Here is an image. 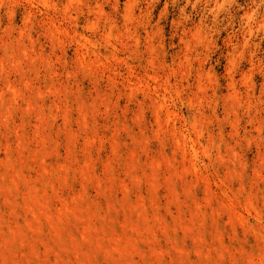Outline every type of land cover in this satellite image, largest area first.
<instances>
[{
    "label": "rangeland",
    "instance_id": "374dc122",
    "mask_svg": "<svg viewBox=\"0 0 264 264\" xmlns=\"http://www.w3.org/2000/svg\"><path fill=\"white\" fill-rule=\"evenodd\" d=\"M0 264H264V0H0Z\"/></svg>",
    "mask_w": 264,
    "mask_h": 264
}]
</instances>
